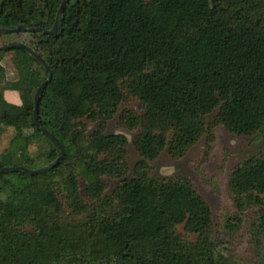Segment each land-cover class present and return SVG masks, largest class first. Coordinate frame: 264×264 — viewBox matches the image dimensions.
<instances>
[{"label":"trees","instance_id":"obj_1","mask_svg":"<svg viewBox=\"0 0 264 264\" xmlns=\"http://www.w3.org/2000/svg\"><path fill=\"white\" fill-rule=\"evenodd\" d=\"M60 1L0 0V28L19 31L0 35L3 46H27L49 71L36 120L64 152L45 173L0 175V264H230L207 203L185 178L150 177L149 162L182 157L215 126L264 144V0H65L54 35L21 32L49 30ZM46 79L34 57L0 51V117L16 122L0 168L58 156L31 118ZM128 98L141 113L121 111L118 122L135 133L139 159L124 178L127 140L105 130ZM105 179L119 180L109 193ZM227 190L234 213L224 228L238 230L253 211L260 246L264 149L233 166Z\"/></svg>","mask_w":264,"mask_h":264},{"label":"rangeland","instance_id":"obj_2","mask_svg":"<svg viewBox=\"0 0 264 264\" xmlns=\"http://www.w3.org/2000/svg\"><path fill=\"white\" fill-rule=\"evenodd\" d=\"M7 42H9L7 38H0V46L6 45ZM12 55L11 52L5 53L2 61L8 81L13 79L12 66H10ZM124 110L141 113L140 105L135 99H126L120 104L116 115L107 122L105 133L125 136L128 173L124 178H130L131 169L139 157L131 146L135 133L119 126L118 116ZM212 117L213 114L205 116V123L210 122ZM87 126L88 130L92 128L90 123H87ZM14 127H16L15 121L0 117V153L7 147ZM37 148L36 144H32L28 151L36 157ZM263 149V141L258 137L234 136L222 127L215 126L211 130V136H202L182 157L171 159L162 152L155 160L149 162L150 177L154 179L185 178L207 203L211 211L217 243L222 250L221 253L231 260L230 264H264V238L260 246H255L249 235L248 223L253 211L248 210L244 213L243 222L238 230L231 232L224 228L225 219L234 213L227 190L230 170L243 159L257 155ZM37 164H43V162L35 160V168H39ZM105 181L108 186L107 193L111 192L119 182L114 179H105Z\"/></svg>","mask_w":264,"mask_h":264},{"label":"water","instance_id":"obj_3","mask_svg":"<svg viewBox=\"0 0 264 264\" xmlns=\"http://www.w3.org/2000/svg\"><path fill=\"white\" fill-rule=\"evenodd\" d=\"M64 3H65V0L60 1V5H59V7L55 13V16H54L52 27L49 30H42V29L35 28V29H22L21 32L25 33V32L34 31V32H41L42 34H45V35H54L58 29V23H57L58 17H59L60 11H61ZM15 32H19V31L17 29L16 30H7V29L0 28V35L15 33ZM14 49L21 50L24 53L34 57L38 61L39 66H41L43 68L44 72L46 73V76H47L46 81L44 83H42L41 85H39L33 94V97H32L33 106H32L31 118H32V124L34 125V127L38 131H40L41 134L51 142V144L57 150L58 156L56 157V159L53 161V163L51 165L41 167V168H37V169H27V168H24L22 166L2 167V168H0V175L4 174V173H16L18 171H21V172L26 173L29 176H34V175H39V174L45 173V172L55 168L58 165L59 161L62 160V158L64 156V152H63V149L61 148V146L59 145V143L56 141V139L50 133H48L42 127H40L37 123V120H36L38 103H39L42 91L44 89V86L47 84V82L50 79V74H49V71L46 67V64L39 57H37L25 45L14 44V45H8V46H0V51H3V52L14 50Z\"/></svg>","mask_w":264,"mask_h":264},{"label":"crops","instance_id":"obj_4","mask_svg":"<svg viewBox=\"0 0 264 264\" xmlns=\"http://www.w3.org/2000/svg\"><path fill=\"white\" fill-rule=\"evenodd\" d=\"M2 97L7 103H10L12 105L17 106L20 104L18 95L15 94L14 91L5 90V91H3Z\"/></svg>","mask_w":264,"mask_h":264}]
</instances>
